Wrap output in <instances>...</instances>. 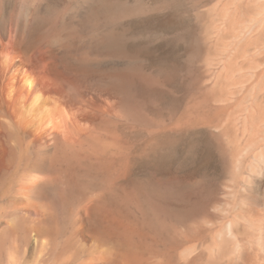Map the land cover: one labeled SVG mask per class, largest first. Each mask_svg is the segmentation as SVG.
Wrapping results in <instances>:
<instances>
[{
	"label": "bare ground",
	"instance_id": "6f19581e",
	"mask_svg": "<svg viewBox=\"0 0 264 264\" xmlns=\"http://www.w3.org/2000/svg\"><path fill=\"white\" fill-rule=\"evenodd\" d=\"M74 1V14L83 7L91 17L114 6ZM48 2L0 0V264H264V212L249 202L264 177L254 115L249 134L261 146L237 155L239 175L221 192H196L180 215L173 205L161 211L158 188L134 175V150L111 129L120 109L108 70L112 34L91 44L104 58L90 59ZM218 9L230 50L264 51V0ZM161 159L140 162L158 183Z\"/></svg>",
	"mask_w": 264,
	"mask_h": 264
},
{
	"label": "rangeland",
	"instance_id": "374dc122",
	"mask_svg": "<svg viewBox=\"0 0 264 264\" xmlns=\"http://www.w3.org/2000/svg\"><path fill=\"white\" fill-rule=\"evenodd\" d=\"M73 1L49 0L48 14L64 17L71 39L82 54L91 53L90 59L104 58L90 51L91 44L107 30L112 34L108 70L120 109L111 129L134 150V175L158 188L161 211L173 205L180 215L187 209L180 206L194 201L196 192H221L239 175L237 155L246 144L254 148L264 142V51L230 50L233 35L218 9L224 0H106L112 11L94 17L83 7L74 14ZM252 115L258 126L249 121ZM252 128L261 142L251 141ZM157 156L162 157L159 183L140 165L141 159ZM251 190L249 202L264 212V177Z\"/></svg>",
	"mask_w": 264,
	"mask_h": 264
}]
</instances>
